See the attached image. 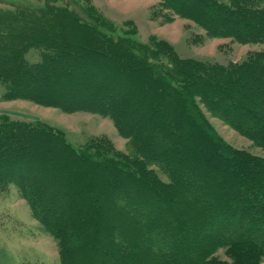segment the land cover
Returning <instances> with one entry per match:
<instances>
[{
  "label": "trees",
  "instance_id": "16d2710c",
  "mask_svg": "<svg viewBox=\"0 0 264 264\" xmlns=\"http://www.w3.org/2000/svg\"><path fill=\"white\" fill-rule=\"evenodd\" d=\"M164 1L178 14L196 20L212 37L264 43V0H231V4L218 0H192L202 4L201 9L182 0ZM24 11L30 13L0 16V50H3L0 51L3 52L0 53V62L5 65L8 61H15L11 70L0 68V79L8 78L9 81L5 97L29 98L66 110L86 108L110 115L119 133L131 138L140 154V160L126 158L118 161L113 155L106 154L98 158L93 155L91 146L77 150L65 142L61 134L54 136L33 125L24 127L16 122H0V177L16 180L36 217L58 240L61 264H104V261L113 258L116 264H263L264 158L222 144L192 103L196 97L199 98L213 116L264 149V52L249 57L230 71L222 67L211 70L212 67L195 64L192 69L188 65L173 73L167 71L163 76L154 71V66L145 60L136 61L134 58L139 57L130 54L131 57L127 58L131 63L143 66L140 70L144 68L153 76L149 78L142 72L122 71L119 75H124L125 81L121 85L129 87L131 79L136 77L139 81L153 80L164 90L162 94L157 89L149 91L155 100L148 107L151 112L149 119L155 125L152 127L149 123L152 129L145 125L146 129L141 130L140 117H136L131 124L124 113L123 106L136 103L132 92H116L117 85L112 81L118 78L105 74L109 66L104 63H116L119 57L107 56L108 59H102L106 62H102L99 58L103 56L98 55L100 50L93 52L97 46L95 40L90 43L92 49L84 45L72 46L71 39H66L64 35L66 28L61 29L54 23L59 17L47 20L34 16L29 9ZM67 17L72 22L78 20L73 14H67ZM6 32L18 34L12 36L17 40L3 43L8 37ZM29 38L35 46L43 49L41 61L35 64L24 56L28 48H22L23 44H28L26 41ZM108 39L115 46L121 41L117 36ZM78 41L83 42L84 39L80 37ZM56 67H59L58 72H54ZM75 67L86 69L83 76L66 84V87L57 86L56 90L60 91L55 98L46 96L43 88L47 87L50 77L68 79ZM255 69L258 71L254 72ZM88 70H101L97 74L101 77ZM174 81H177V86L183 87L175 86ZM91 85L95 86L93 90ZM79 87L85 89V95L75 94ZM162 98L164 101L173 100L172 104L167 106L162 103V106L159 103ZM177 109L182 119L170 114ZM248 119L262 125L263 129L245 128L242 121ZM157 130L161 132L156 134ZM43 132H48L51 136L49 140L59 143L54 152L60 157V162L65 161L62 166L56 167V157L49 159L44 156L43 150L38 152L35 149L34 152L23 143L29 138L42 139ZM193 132L205 142V146L193 148L194 144L189 143ZM200 158H210L220 177L234 173L232 178L213 182L215 194H210L209 186L200 184L198 177L203 171ZM145 163L156 165L169 182L161 183L156 175L147 170ZM179 165L185 168L175 167ZM39 168L48 170L49 175H57L59 168L61 172H67L62 173L63 180L57 178L53 183L55 186L48 191L50 195L47 199L42 198L44 190L31 187L25 180L32 173L37 174ZM98 177H102L101 182L96 184ZM82 178L88 190H84L86 195L81 193H84L83 197L78 196L76 191L71 193L64 181L68 179L73 185ZM62 188L68 190L67 199L59 204L56 198ZM132 188L135 189L132 190L133 196H126ZM151 199L154 203H162L161 211L171 217L169 221L155 215H144V205ZM104 200L110 203L105 210L97 203ZM114 212L119 215V222L109 230L108 219L111 214L115 215ZM126 222L132 223L133 227L123 234ZM103 237L108 245L102 242ZM219 250L224 251L227 259L217 257Z\"/></svg>",
  "mask_w": 264,
  "mask_h": 264
},
{
  "label": "rangeland",
  "instance_id": "374dc122",
  "mask_svg": "<svg viewBox=\"0 0 264 264\" xmlns=\"http://www.w3.org/2000/svg\"><path fill=\"white\" fill-rule=\"evenodd\" d=\"M182 1L190 4L192 7L203 8L202 4L192 0ZM218 1L231 4V0ZM18 8H23V10ZM24 9H29L33 12L34 16L46 18L47 20L58 19L59 17L54 23L60 26L61 29L66 28L64 35L66 39H71L72 46L76 45L80 47L84 45L92 49L90 43L95 40L97 46L95 50L93 49V52L100 50L98 55L103 56L99 58L100 61L106 62L102 59H105L107 56L119 57L116 63L112 61H110L111 64H108L109 62L107 64L104 63L109 66L106 67L109 70L105 74L110 73L114 79L118 78L116 81H112L117 87L120 86L117 88L114 85L116 92H132L131 95L134 97V102L136 103L126 107L123 106L125 108L124 113L126 118H128L127 121L131 124L139 116L142 121L140 123L141 130L146 129L145 125H148L149 129H152L150 125L152 127L155 125L151 124L149 119L151 112L148 110V107L154 104L155 101H153V97L151 98L149 91H156L157 89L162 94L164 90L156 86L152 82L153 80L149 82L146 80L139 81L136 77L131 79L129 87L121 85L125 81L123 79L124 75L121 74L122 77L119 75L122 71H126L127 73H132V71L142 72L149 78L153 76L151 72H145L144 68L140 70L143 66L131 63L130 59L127 58L130 54L133 53L134 56L139 57L138 59L134 58L136 61L145 60L147 64H151V66H154V71L163 76V73H167V71L173 73L178 68H187L188 65L192 69L195 67V64H203L205 65L204 68L206 66L212 67L211 70H217V68L222 67L224 70L230 71L231 68L233 69L242 65L249 57L264 52V43L243 42L233 37H212L208 35L200 23L178 14L164 0H0V16H4L5 14L22 15L30 13L24 11ZM67 14L75 15L78 20L73 22L68 20ZM53 26L55 27L56 25ZM6 34L8 37H5L3 43H14L17 40L13 39L12 36H18V34L14 32L9 33L10 35L7 32ZM112 36L120 38V44L117 46L112 45L108 39ZM80 37L84 39L83 42L78 41ZM31 39L29 38L26 41L28 44H23L22 48H28L25 50L24 56L29 62L35 64L41 61L43 49L42 47L35 46L33 44L34 41ZM98 55L94 57H98ZM14 63V60L8 61L5 65L0 62V68L4 67L7 70H11ZM130 67L133 69L131 70ZM58 68L56 67L54 72H58ZM85 71V68L81 70L75 67L68 79L58 80L51 76L47 82V87H45L48 89L43 88V91L49 98H55L60 91H57L59 88L57 86L66 87V84L83 76ZM99 71L88 70L87 72L101 77L97 75L100 73ZM257 71L258 69L254 70V72ZM8 82V78H4V80L0 79V117H3L0 122H16L22 124L24 127L33 125L34 127L41 128V131H49L54 136L61 134L62 139L77 150L91 146L90 149L93 155L98 158H102V155L106 154L108 156L113 155L118 161H123L126 158L130 160L137 158L140 160L139 153L134 148L132 139L123 137L119 133L116 122L110 115L86 108L66 110L59 106L44 105L37 100L29 98L5 97L9 90L7 86ZM59 82L61 85H57ZM174 82L175 86H177V81ZM32 86L36 85L32 84ZM179 86L180 88L183 87L182 85H178L177 87ZM90 87L91 90L95 88L94 85ZM53 89L55 91H52ZM251 90L254 91L253 88ZM85 93V89L81 87L75 90V94L78 96H83ZM234 97L237 98L238 96L234 95ZM172 101H164L162 98L159 103L169 106L172 104ZM163 104L162 106H164ZM192 104L202 113L206 124L222 144H226L251 156L264 158L263 148L258 147L255 141L240 134L222 120L213 116L206 110L199 98L196 97ZM170 107L172 108L173 106L171 105ZM174 110L176 109L174 108ZM170 114H174L181 119L183 118L178 109L177 112L170 111ZM242 125L251 130L261 131L263 129L262 125L260 126L250 119L242 121ZM158 132L161 131L157 130L156 134H159ZM43 133L42 139L29 138L23 143L34 152L36 150L42 152L43 150L44 156L49 159L56 157V167L62 166L65 161L62 160L60 162V157L54 152L56 147H59V143L56 140H49L51 136L47 134L48 132ZM194 134L193 132L189 136L190 142L187 140L189 143L192 142L194 144L193 148L205 146V142ZM47 158L45 161L49 163ZM200 160L203 161V171H199L198 177L201 180L200 184L209 186L210 194H215L213 182L223 178H232L234 173L220 177L218 172L215 171L216 166L210 162V158H200ZM170 161L171 164H174L172 160ZM141 162H145L143 158H141ZM175 167L179 169L185 168V166L180 165ZM146 168L156 175L161 183L169 182L168 177L156 165L147 163ZM70 172L74 173L75 171L70 170ZM62 173L67 174V172H61L59 168L58 176L54 174L49 175L48 170L44 171L39 168L37 174L32 173L29 178L25 177V180L30 183L31 187L44 190L42 198L47 199L50 195L48 191H51V188L55 186L56 179H64H62ZM190 174L194 173L190 172ZM11 178L0 177V264H61V249L58 240L45 229L34 214L28 200L23 196L16 180ZM101 178L98 177L96 182H94L99 184ZM64 181L66 186L70 187L71 193L76 191L78 196L83 197L85 191H88L84 178L78 184L72 183L73 185H70L71 183L68 182V179ZM132 190L135 191L133 188L128 190L126 196H133L134 192ZM67 191V188L61 189L56 198L57 203L66 202ZM82 192H84L83 195L81 194ZM133 200L131 199V202H134ZM77 202L79 203L78 200ZM97 203L104 210L110 205L106 200ZM161 205L162 203H154L151 199L144 205V215H155L169 221L171 217L164 211H161ZM158 208L160 212L157 213L156 210ZM114 213L115 215L111 214L110 216L112 217L108 219L109 230H112L111 226L119 222V215L117 212ZM138 214L141 216V213ZM124 225L126 227H123V234H126L127 231H131L133 224L126 222ZM102 242L108 245L104 237L102 238ZM98 244L102 245L101 242ZM216 255L221 259H227L223 250H219ZM118 262L120 263V261ZM104 264H116V260L114 258L108 259L104 261Z\"/></svg>",
  "mask_w": 264,
  "mask_h": 264
}]
</instances>
